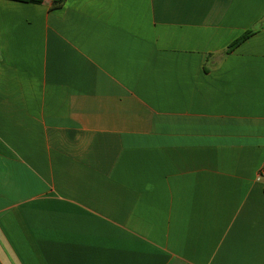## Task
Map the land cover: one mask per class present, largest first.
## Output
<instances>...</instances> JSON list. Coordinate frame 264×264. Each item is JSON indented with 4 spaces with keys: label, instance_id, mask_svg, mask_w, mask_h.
Segmentation results:
<instances>
[{
    "label": "crops",
    "instance_id": "crops-1",
    "mask_svg": "<svg viewBox=\"0 0 264 264\" xmlns=\"http://www.w3.org/2000/svg\"><path fill=\"white\" fill-rule=\"evenodd\" d=\"M40 1L0 0V264H264V0Z\"/></svg>",
    "mask_w": 264,
    "mask_h": 264
},
{
    "label": "trees",
    "instance_id": "trees-1",
    "mask_svg": "<svg viewBox=\"0 0 264 264\" xmlns=\"http://www.w3.org/2000/svg\"><path fill=\"white\" fill-rule=\"evenodd\" d=\"M14 1H19V2H30V3H36L39 4L41 3L40 0H14ZM65 0H54L53 5H52V10H57L61 8L64 4ZM256 32L254 30H250L245 32L240 38H238L236 41H234L226 50V54H230L233 52L239 45H241L244 41L249 39L252 35H254Z\"/></svg>",
    "mask_w": 264,
    "mask_h": 264
},
{
    "label": "built area",
    "instance_id": "built-area-1",
    "mask_svg": "<svg viewBox=\"0 0 264 264\" xmlns=\"http://www.w3.org/2000/svg\"><path fill=\"white\" fill-rule=\"evenodd\" d=\"M257 179H258L259 181H261L262 179H264V168L260 170Z\"/></svg>",
    "mask_w": 264,
    "mask_h": 264
}]
</instances>
